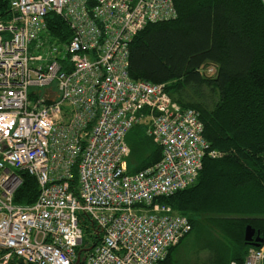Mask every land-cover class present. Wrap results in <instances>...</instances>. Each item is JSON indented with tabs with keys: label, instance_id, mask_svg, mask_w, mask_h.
I'll return each instance as SVG.
<instances>
[{
	"label": "built area",
	"instance_id": "built-area-1",
	"mask_svg": "<svg viewBox=\"0 0 264 264\" xmlns=\"http://www.w3.org/2000/svg\"><path fill=\"white\" fill-rule=\"evenodd\" d=\"M10 8L0 21V264H74L92 245L83 264H163L192 225L159 199L192 185L206 156H221L198 113L173 102L165 84L129 76L133 38L175 19L174 0H12ZM50 15L66 22L68 41L49 35ZM142 123L162 157L130 173L126 138ZM21 173L39 185L29 205L14 202ZM242 264H264V244Z\"/></svg>",
	"mask_w": 264,
	"mask_h": 264
},
{
	"label": "trees",
	"instance_id": "trees-1",
	"mask_svg": "<svg viewBox=\"0 0 264 264\" xmlns=\"http://www.w3.org/2000/svg\"><path fill=\"white\" fill-rule=\"evenodd\" d=\"M11 1L0 0L2 22L12 18ZM174 3L175 19L149 24L133 38L129 76L165 84L173 102L198 113L205 139L221 156H206L192 185L159 199L189 219L191 232L212 237L192 252L193 259L187 258L190 253H178L182 238L163 264H242L252 247L245 241L248 226L264 244V0ZM48 25L49 35L68 41L71 31L65 21L50 15ZM146 128L136 125L127 135L130 173L162 157ZM21 178L14 202L32 204L38 182L26 173ZM80 224L86 233L92 228L84 215Z\"/></svg>",
	"mask_w": 264,
	"mask_h": 264
},
{
	"label": "rangeland",
	"instance_id": "rangeland-1",
	"mask_svg": "<svg viewBox=\"0 0 264 264\" xmlns=\"http://www.w3.org/2000/svg\"><path fill=\"white\" fill-rule=\"evenodd\" d=\"M208 73H209V71H208ZM141 125H145V123H142ZM130 165L132 166V162H131ZM128 167H129V164H128ZM211 238L212 237L209 236L205 231L197 230L196 232H191L189 235L184 237V239H183L184 242H182L180 247L177 249L178 253H180V254H182L183 252L184 253H190L187 258L193 259L194 258V254L192 252L194 250H196L197 247H199L201 244H204L205 242L211 241L210 240ZM204 252H202L201 254H203V255L205 254V256H208V252L209 251H204ZM198 257H199L200 261H202L204 259L203 256H199L198 255Z\"/></svg>",
	"mask_w": 264,
	"mask_h": 264
},
{
	"label": "water",
	"instance_id": "water-1",
	"mask_svg": "<svg viewBox=\"0 0 264 264\" xmlns=\"http://www.w3.org/2000/svg\"><path fill=\"white\" fill-rule=\"evenodd\" d=\"M256 231L248 226L245 231V241L250 244L252 247H260L263 243V239L259 234L255 237ZM94 248V245L90 247H83L79 253L78 258L74 264H83L86 259V254Z\"/></svg>",
	"mask_w": 264,
	"mask_h": 264
},
{
	"label": "bare ground",
	"instance_id": "bare-ground-1",
	"mask_svg": "<svg viewBox=\"0 0 264 264\" xmlns=\"http://www.w3.org/2000/svg\"><path fill=\"white\" fill-rule=\"evenodd\" d=\"M56 30V29H55ZM63 31V30H62ZM59 35H60V33H59ZM60 38V37H59Z\"/></svg>",
	"mask_w": 264,
	"mask_h": 264
}]
</instances>
